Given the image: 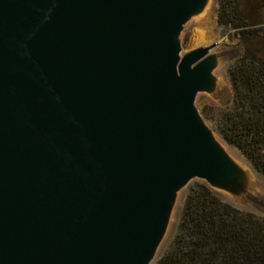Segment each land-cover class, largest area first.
I'll list each match as a JSON object with an SVG mask.
<instances>
[{
  "label": "water",
  "instance_id": "95a60500",
  "mask_svg": "<svg viewBox=\"0 0 264 264\" xmlns=\"http://www.w3.org/2000/svg\"><path fill=\"white\" fill-rule=\"evenodd\" d=\"M207 0H0V264H151L194 178L246 172L195 107Z\"/></svg>",
  "mask_w": 264,
  "mask_h": 264
},
{
  "label": "trees",
  "instance_id": "16d2710c",
  "mask_svg": "<svg viewBox=\"0 0 264 264\" xmlns=\"http://www.w3.org/2000/svg\"><path fill=\"white\" fill-rule=\"evenodd\" d=\"M217 4V21L238 39L241 53L227 67L231 104L205 115L264 178V0ZM153 264H264V217L240 210L197 181L188 187L176 231Z\"/></svg>",
  "mask_w": 264,
  "mask_h": 264
},
{
  "label": "rangeland",
  "instance_id": "374dc122",
  "mask_svg": "<svg viewBox=\"0 0 264 264\" xmlns=\"http://www.w3.org/2000/svg\"><path fill=\"white\" fill-rule=\"evenodd\" d=\"M217 0H211L207 7L208 12L196 19L193 15L184 25L179 33L178 39L181 45V51L187 52L199 46H209L210 53L214 56L215 66L213 76L215 78L214 88L211 92H198L195 97V107L205 120L206 124L213 130L216 140L236 162L242 161L249 170L247 173V182L243 189L238 193H230L222 190H215L220 197L239 208L240 210L250 211L257 216L264 217V178L250 164V162L233 146L227 144L216 132L213 121L205 113L217 115V113L231 104L232 89L227 77V67L233 58L241 53V46L238 39L230 37L228 31L217 21ZM250 180V181H249ZM201 181L194 178L181 188L170 212L165 233L158 245L154 261L164 251L171 241L177 227L180 210L187 189L193 183Z\"/></svg>",
  "mask_w": 264,
  "mask_h": 264
},
{
  "label": "bare ground",
  "instance_id": "6f19581e",
  "mask_svg": "<svg viewBox=\"0 0 264 264\" xmlns=\"http://www.w3.org/2000/svg\"><path fill=\"white\" fill-rule=\"evenodd\" d=\"M211 0H207V2H206V5H205V7H204V9L201 11V12H199L198 14H200V16L198 15V16H196L197 18L196 19H198V18H201L202 16H204L205 15V11L206 12H208V10H207V7L209 6V2H210ZM197 15V14H196ZM236 163L246 172V174L248 173L249 174V170H247V168H246V166L242 163V161H239V160H236ZM250 181V180H249Z\"/></svg>",
  "mask_w": 264,
  "mask_h": 264
}]
</instances>
